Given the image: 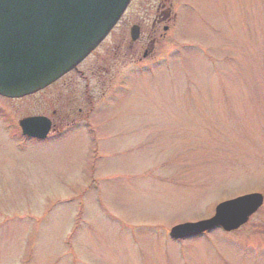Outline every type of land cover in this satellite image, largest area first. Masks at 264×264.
I'll return each mask as SVG.
<instances>
[{
	"label": "rangeland",
	"instance_id": "rangeland-1",
	"mask_svg": "<svg viewBox=\"0 0 264 264\" xmlns=\"http://www.w3.org/2000/svg\"><path fill=\"white\" fill-rule=\"evenodd\" d=\"M157 1L131 0L125 24ZM171 4L166 42L140 71L113 62L117 34L98 51L113 83L92 90L89 127L27 139L18 121L65 113L66 97L0 98V264H264V205L234 232L169 236L222 202L264 196V0Z\"/></svg>",
	"mask_w": 264,
	"mask_h": 264
},
{
	"label": "water",
	"instance_id": "water-1",
	"mask_svg": "<svg viewBox=\"0 0 264 264\" xmlns=\"http://www.w3.org/2000/svg\"><path fill=\"white\" fill-rule=\"evenodd\" d=\"M131 0H0V96L20 99L38 93L71 71L108 36ZM138 27L131 30L138 37ZM22 135L45 139V117L19 122ZM264 205L261 193L218 204L211 218L174 226L173 240L215 229L230 233L246 225Z\"/></svg>",
	"mask_w": 264,
	"mask_h": 264
},
{
	"label": "flooded vegetation",
	"instance_id": "flooded-vegetation-1",
	"mask_svg": "<svg viewBox=\"0 0 264 264\" xmlns=\"http://www.w3.org/2000/svg\"><path fill=\"white\" fill-rule=\"evenodd\" d=\"M130 5L128 6L126 12L124 13L120 21L117 23V25L112 29L108 36L96 47V49H94L88 56H86L81 62H79L71 71L63 75L61 78H59L57 81H55L45 89L36 93L37 95L41 96L42 100H45V97L47 96L45 95L46 92L52 88H57L59 92L61 91V93L58 94L54 98V100L57 103L62 104L63 100H65V97L67 99V111L65 113H61L59 110L54 109L51 112V115L42 113L40 115L24 117L27 118L40 116L50 120L51 129L48 136L45 139L39 141H46L52 139V137L58 138L62 136L66 128L71 129L77 126L78 123L81 122V119L84 120L83 127H89V120L92 117V114L94 113L95 109L97 108L96 106L100 103H98L97 99H94L92 90L94 89V91H101L102 96L106 94L109 85L111 86L113 83V77H109V72L113 69V65L110 64V58H104L98 52L110 37L115 36L117 34V36H115L114 38L115 45L113 47L114 53L112 55V60H116L113 61L116 62L115 65L121 64L122 62H129L134 66L136 65L133 71H140V68L142 66L139 65L152 59L155 56L156 50L161 47V44L163 42H166L165 39L167 38V34L171 31L172 24L177 18V15L173 12L171 0H160L155 2L152 8L149 7V12L150 9L154 10L153 16L146 17L138 23L127 25L125 24L124 16L127 13ZM134 26H137L139 29L138 37L136 40L132 39L131 33V30ZM93 57H95V61L92 62L89 67H85V64L90 61ZM122 82L123 81H121V83ZM81 89L84 90L83 99H78L76 92L77 90ZM0 98L10 99L3 96H0ZM78 100L84 102L83 105L86 106V108L80 106L78 110H75L74 113L73 107L78 104ZM45 102L46 100L43 101V103ZM2 116H4L3 123L6 124V128H4V131L11 133L13 128L12 124L10 123V120L5 118L6 114H3ZM22 119L18 121V126L19 122ZM19 129L21 131L20 126ZM208 234L209 233H206L204 235ZM183 241L184 240L178 242Z\"/></svg>",
	"mask_w": 264,
	"mask_h": 264
}]
</instances>
